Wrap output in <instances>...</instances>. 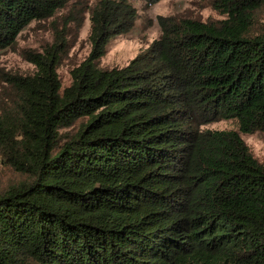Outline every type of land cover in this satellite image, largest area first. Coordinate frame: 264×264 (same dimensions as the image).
Instances as JSON below:
<instances>
[{
	"label": "trees",
	"instance_id": "16d2710c",
	"mask_svg": "<svg viewBox=\"0 0 264 264\" xmlns=\"http://www.w3.org/2000/svg\"><path fill=\"white\" fill-rule=\"evenodd\" d=\"M262 6L158 18L159 38L107 69L130 0H0V55L53 21L50 45L21 52L32 74L0 71V264H264V161L242 139L264 132ZM85 14L91 49L63 86ZM219 120L237 130L203 129Z\"/></svg>",
	"mask_w": 264,
	"mask_h": 264
},
{
	"label": "rangeland",
	"instance_id": "374dc122",
	"mask_svg": "<svg viewBox=\"0 0 264 264\" xmlns=\"http://www.w3.org/2000/svg\"><path fill=\"white\" fill-rule=\"evenodd\" d=\"M84 1L88 2L89 5L96 2V0ZM212 2L213 0H160L155 4L146 5L142 0H130L138 15L134 26L127 33L116 36L109 42L105 55L99 61V66L107 69L124 67L136 55L148 49L152 42L161 35L158 18H191L199 21L222 18L212 8ZM64 14L65 11L59 13L60 16H64ZM259 18L261 21L264 20V6L261 8ZM57 21L60 25L61 20L57 19ZM52 22V20L32 22L22 30L16 38L13 49L0 55V71L22 76L32 74L35 68L23 60L21 52L24 50L42 51L50 45L53 41L50 30ZM89 33V17L88 14H85L84 21L76 32L74 45L57 69L58 77L63 86L70 82V70L84 61L90 52ZM5 89L0 84V95ZM203 129L237 130V124L234 120H219L205 125ZM242 139L252 155L258 160L264 161V132L242 135ZM4 173L9 177L10 173L6 171ZM7 177H0V186L4 185Z\"/></svg>",
	"mask_w": 264,
	"mask_h": 264
}]
</instances>
